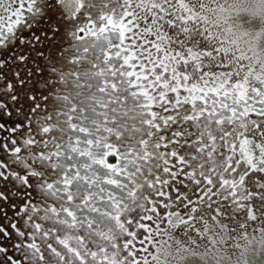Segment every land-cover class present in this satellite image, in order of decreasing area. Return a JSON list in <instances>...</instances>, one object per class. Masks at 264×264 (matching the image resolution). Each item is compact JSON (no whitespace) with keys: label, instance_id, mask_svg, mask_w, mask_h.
Returning a JSON list of instances; mask_svg holds the SVG:
<instances>
[{"label":"snow or ice","instance_id":"obj_1","mask_svg":"<svg viewBox=\"0 0 264 264\" xmlns=\"http://www.w3.org/2000/svg\"><path fill=\"white\" fill-rule=\"evenodd\" d=\"M165 2L171 3L172 7L162 12L159 11L158 5L149 15L147 9L141 12L140 7L133 4L132 0H125L124 12L119 22L114 16H105L101 21H107L102 31L116 26L118 33L120 28H124V43L126 30L131 33L132 47L139 50L129 53V46L125 49L124 55L131 56L125 66L133 69L129 70L132 76L128 83H131L134 77L137 81L133 85L134 88L144 89L147 94L153 96L159 93L167 101V105L173 106L171 109L166 107V110H176L182 104H192L193 107L200 105L199 118L205 122L216 118L218 123L231 128L233 126L228 117L242 108L247 109L249 103L254 105L255 115L264 118V99L259 98L255 92L245 94L240 99L237 91H228L236 82L235 77L224 88L209 92L212 97L209 101L208 96H205V89L206 84L211 83L209 78L213 77L214 71L228 67L229 59L239 62L242 57L238 56L235 50L229 53L223 47L224 42L220 40L211 48L206 47L205 44L215 37L195 26V14L186 12L175 0ZM23 9V0L18 8L0 0V10L3 13L11 11L14 18L6 27L0 19V133H4L0 137V149L6 153V158L0 159V264H78L70 254H66L61 241L56 240L54 243L56 238L47 228L42 229V224L47 223L46 202L54 199L50 191L53 182L48 174L54 171L55 165L46 169L44 161L39 159L44 152H36L35 145L47 146L49 128L46 124L51 118L47 101L50 99V86L55 83L52 77L56 73L53 62L62 51L57 38L60 41L65 34L71 35L67 30L74 23V17L79 18L76 14L80 12L81 0H28L27 14ZM124 18H127V24L123 22ZM80 31L83 32L84 29L81 28ZM174 35L179 37L174 48L163 44V40ZM116 39H119L118 34ZM137 39H141L142 43H136ZM202 40L205 41L204 44L201 43ZM157 43L162 46L156 47ZM171 43L169 39V44ZM198 48H203L206 55L191 59L190 53ZM152 53L156 54L155 57ZM173 57L177 62H173ZM214 58L216 62L211 63ZM130 61H139V73L135 71L137 64ZM207 64H211L213 71H209L205 66ZM236 87L238 88L239 84H236ZM39 89L42 91L37 96ZM197 93L203 99L193 101ZM229 97L236 102L229 103ZM153 127L161 130L157 124H153ZM245 127L252 125L241 123L233 129L238 134V139L248 137L249 134L244 131ZM255 131L254 139L264 137V125L257 124ZM163 139L161 137V140ZM161 146L157 144V148ZM163 146L167 147L166 144ZM227 151L229 159L235 156L237 170L242 167L245 169L246 177L242 179H254L257 188L264 189V155L249 163L243 151L239 155L234 148H228ZM160 158L162 154H155V159ZM149 159L151 157H145L146 161ZM155 167L158 165L147 167L145 175L154 179L144 181L142 185L141 181L137 180L141 169H137L136 175L129 173L123 183L115 179L107 181L108 184L116 186L115 192L101 189L107 191L110 199L123 201L121 206L128 213L125 220L128 225L126 235L132 237L131 243L125 240L124 246L130 253H146L144 244L151 247L153 230L158 229L161 219L167 222L171 215L179 213L180 208L173 207L174 204L192 214L186 218V223L194 220L195 213L206 200L210 208L215 202L217 214H226V210L232 207L229 196L222 194L231 191L227 180L222 179L219 185L213 186L212 181L205 178L203 187L197 181V190L189 194L181 190L187 189L189 174L177 175L176 171L166 167L163 169L164 179H161L158 171L153 172ZM170 179L174 183L170 184ZM63 182L67 186L72 183L67 176L63 178ZM59 186L57 183V187ZM143 187H149L155 199H145L141 195ZM169 187L175 192L174 199L171 193L165 191ZM67 199L71 200L72 196L69 194ZM137 207L148 213L140 217V224H143L142 229L146 234L140 240L139 248L135 247V232L130 230L132 225L139 228L132 215V209ZM160 208L163 213L158 210ZM232 210L237 211L236 208ZM122 219L124 218L117 217V223ZM141 221H149L154 227L150 228ZM87 252L86 247L85 253ZM135 259L139 260L140 257L136 256ZM144 264H147L146 257Z\"/></svg>","mask_w":264,"mask_h":264},{"label":"trees","instance_id":"obj_2","mask_svg":"<svg viewBox=\"0 0 264 264\" xmlns=\"http://www.w3.org/2000/svg\"><path fill=\"white\" fill-rule=\"evenodd\" d=\"M100 17L90 18L81 26L72 23L67 30L71 35L65 34L60 41L57 38L62 51L53 62L56 73L47 101L51 114L46 124L47 146L35 145L36 152H44L39 159L45 168L55 165L48 174L54 199L46 202L47 223L42 229L47 228L56 238L54 243L61 241L66 254L78 264H126L123 247L128 237V213L121 206L123 201L110 199L101 189L115 192L116 186L107 181L123 183L129 173L136 175L137 169H141L137 175L141 185L152 178L145 175L147 162H141L143 157L138 154L139 134L144 127L132 118L134 103L116 72L114 56L110 50L107 56L89 50L94 34H104L93 26ZM2 158L6 153L0 149ZM65 176L72 181L70 186L63 182ZM69 194L71 200L67 199ZM117 217L124 219L118 224Z\"/></svg>","mask_w":264,"mask_h":264},{"label":"rangeland","instance_id":"obj_3","mask_svg":"<svg viewBox=\"0 0 264 264\" xmlns=\"http://www.w3.org/2000/svg\"><path fill=\"white\" fill-rule=\"evenodd\" d=\"M3 2L11 3L13 7L18 8L21 0H3ZM124 2L125 0H92L82 4L81 1L80 12L76 14L79 18H75L74 23L76 26H81L84 21L88 20L89 22L90 18L95 17L97 19L101 15V19L93 22L95 29L101 32L107 24V21L101 23L105 15L114 16L113 18L116 19L117 13V21L119 22L124 12ZM27 3L28 0H23L25 14H27ZM132 3L138 5L141 12L147 9L149 15L158 5H160L159 11L162 12H166L172 7V4L165 2V0H132ZM175 3L179 4L186 12L194 13L196 16L195 26L206 31L209 36L215 37L210 43L205 44L206 47L211 48L220 40L224 42L223 47L229 53L235 50L236 54L242 57L239 62L235 59H229L227 61L228 67L215 70L213 77L209 78L211 83L226 85L234 77L236 78L235 83H243L244 81L264 82V32L257 30L259 24L256 21L248 22L249 16L244 11L248 0H175ZM0 19L3 20L6 27L14 18L11 16V11L3 13L0 10ZM123 22L127 24V18H124ZM107 29L117 30L116 26ZM119 32L124 39L125 29L120 28ZM96 34L94 37H98ZM131 37L132 34L126 30L124 47L120 46L116 50L117 53L114 55L117 62L116 72L122 78L128 92L127 96L134 104L140 107H162L164 109L169 105L159 93L153 96L147 94L144 89L134 88L133 85L137 82L134 77L132 78L133 81L128 83L132 76V72L129 70L133 69H128L125 66L131 60L130 55H124L125 49L129 46V53L139 51L132 47ZM172 38L179 37L175 35L169 37L171 41ZM197 38L199 39V37ZM169 39H165V42H169ZM136 43H142V40L137 39ZM201 43L204 44L205 41L202 40ZM170 47L174 48L175 46ZM152 55L155 57L156 54L152 53ZM202 55H206V53H204L203 48H198L190 53V58L198 59ZM173 62H177L174 57ZM214 62H216L215 58L211 63ZM130 63L137 64L135 71L139 73V61H130ZM205 66L208 67L209 71H213L211 64ZM147 214L140 207H137L134 212V218L139 228L132 225L131 230L135 232V247L137 248L140 247V240L146 234L142 229L143 224H140V217ZM185 221V218H170L167 222L161 219L158 229L153 230L151 247L144 244V247L147 248L146 253H130L129 249L123 247L125 263L144 264L146 257L147 264H240L247 257L250 249L264 247V219H251V222L246 225V230L244 232L240 230L237 235H232L227 231L228 224L224 219L197 218L194 219L193 227L187 231L178 229V226L186 223ZM141 222L150 228L154 227L149 221ZM131 239L132 237H127L129 243H131ZM136 256H139L140 259L136 260Z\"/></svg>","mask_w":264,"mask_h":264},{"label":"flooded vegetation","instance_id":"obj_4","mask_svg":"<svg viewBox=\"0 0 264 264\" xmlns=\"http://www.w3.org/2000/svg\"><path fill=\"white\" fill-rule=\"evenodd\" d=\"M177 39L179 38H172L171 44L163 40V44L171 48L170 46H176ZM122 44H124L122 35L119 44L113 46L112 42L109 43V38L104 32L102 36L91 40L89 50L94 49L96 54L100 52L99 54L102 56H107L108 50H110L114 56L117 53L116 50ZM161 46L159 43L156 44V47ZM236 84H239L238 88ZM224 86L220 83H207L205 96H208L209 101H211L212 97L209 96V92H214L217 88H224ZM233 90L239 93L240 99L250 92H255L259 98L264 99V82L262 81L235 83L228 89V91ZM202 99L203 97L199 96L198 93L193 97V101ZM228 102L235 103L236 101L229 97ZM200 107V105L193 107L192 104H182L176 110H166L164 107V109L162 107H140L134 104L132 118L139 121L140 125L144 127L138 139V142L142 140L139 143L141 150L138 151V154L144 158H140V161L145 162V157H151L146 161V166L158 165V167L153 168V172L158 171L161 179H164L163 169L166 167L176 171L177 175L189 174L187 189L181 188L182 191H187L189 194L197 190V181L203 187L205 178L211 180L213 186L219 185L222 179L227 180L228 188L231 191L222 194L229 196V203L232 207L226 210V214L224 212L217 214L215 212V202L214 206L210 208L208 200H206L204 205L195 213L194 219H224L228 224L227 231L232 235H237L240 230L242 232L246 230V225L251 222V219H264V189H258L254 179H242V177H246L245 169L242 167L237 170L235 156L229 159L227 149L234 148L237 155L243 151L249 163L253 159L258 160L261 155H264V137L254 139L256 137V125H264V118L255 115L254 105L249 103L247 109L242 108L238 113H232L228 117L233 126L230 128L223 123H218L216 118L208 122L200 119L198 112ZM167 108L171 109L173 106L169 105ZM241 123L245 125L251 123L252 125V127L244 128V131L249 134L244 139H238V134L233 130ZM153 124L159 125L161 130L158 131L153 127ZM161 137L164 139L161 140ZM157 144L162 146L157 148ZM165 144L167 147L163 146ZM157 153L162 154V158L159 160L155 159ZM138 160L136 159V162ZM181 178L183 179V176ZM233 181H235L234 184ZM171 183H174V181L170 179ZM165 191L171 193L173 199L175 198V192L172 191L171 187L165 189ZM258 192L259 194H257ZM143 197L145 199L148 197L155 199L149 187L144 190ZM211 199L212 194L210 193L209 200ZM173 207H179L180 211L171 215L168 219H186L192 215L190 212H185L179 205L174 204ZM232 208H236L237 211L234 212ZM158 210L163 213L162 208ZM193 225L194 220L191 223L178 226V229L187 231Z\"/></svg>","mask_w":264,"mask_h":264},{"label":"clouds","instance_id":"obj_5","mask_svg":"<svg viewBox=\"0 0 264 264\" xmlns=\"http://www.w3.org/2000/svg\"><path fill=\"white\" fill-rule=\"evenodd\" d=\"M244 11L249 16L248 22L256 21L259 24L257 30L264 32V0H248ZM240 264H264V247L250 249Z\"/></svg>","mask_w":264,"mask_h":264},{"label":"water","instance_id":"obj_6","mask_svg":"<svg viewBox=\"0 0 264 264\" xmlns=\"http://www.w3.org/2000/svg\"><path fill=\"white\" fill-rule=\"evenodd\" d=\"M105 34L107 35V37L109 39H111V42L113 44V46H117L121 40V35H120V32L118 31L117 33V30H114V29H107L105 31ZM117 34L119 35V39H116V36Z\"/></svg>","mask_w":264,"mask_h":264}]
</instances>
